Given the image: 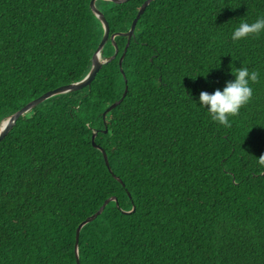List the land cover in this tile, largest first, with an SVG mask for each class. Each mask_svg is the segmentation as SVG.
I'll return each mask as SVG.
<instances>
[{
  "label": "trees",
  "instance_id": "trees-1",
  "mask_svg": "<svg viewBox=\"0 0 264 264\" xmlns=\"http://www.w3.org/2000/svg\"><path fill=\"white\" fill-rule=\"evenodd\" d=\"M144 1L96 0L116 56L0 140V264H77L76 228L110 197L80 229V264H264V32L231 38L264 0H151L120 66L127 36L110 35ZM103 33L90 0H0V121L81 80ZM240 67L259 83L225 127L199 94Z\"/></svg>",
  "mask_w": 264,
  "mask_h": 264
},
{
  "label": "water",
  "instance_id": "water-1",
  "mask_svg": "<svg viewBox=\"0 0 264 264\" xmlns=\"http://www.w3.org/2000/svg\"><path fill=\"white\" fill-rule=\"evenodd\" d=\"M109 1H112V2H115V3H123V2H126L128 0H109ZM95 2H96V0H90V7H91L93 13L97 16V18L102 23V26L104 28V33H103V36L101 38V41L98 44V47L96 48L95 52L92 55L91 66H90L89 71L86 73V75L81 80L76 81V82H72V83H68V84H64V85H60L58 87L50 89V90L42 93L38 97L30 100L25 105H23L21 108H19L18 110H16L12 114L8 115L6 118L2 119L0 121V140L12 128V126L15 124V122L18 119L19 116L25 114L26 112L30 111L33 107H35L36 105H38L42 101H44V100H46V99H48V98H50V97H52L54 95L65 93V92H70V91H75V90H78V89H80V88H82L84 86L89 85L91 80L96 75L97 71L103 65V63L112 60L116 56V50H115L114 54L111 55L110 57L103 58L102 55H101L103 46L106 43V41L108 40V38H109V25H108V22H107L106 18L103 15V13L97 8ZM150 2H151V0H145L141 4L140 8L138 9L135 17L133 18V20L131 22V25H130L129 29L127 31H125V32H115V33H112L110 35V38H111L112 41H113L114 37L117 36V35L122 34V35L127 36V42H126V46H125L124 52L122 53V55L119 58L120 66H121L122 60H123V58L125 56L126 48L129 45L130 38L134 34V29H135L137 20L140 17V15L144 12L145 8L147 7V5ZM127 90H128V86L126 84L121 97L119 99H117L116 101H114L111 105H109L105 109V111L103 112V117H105L106 113L109 110H111L112 108H114L116 105H118L121 102V100L125 97V95L127 93ZM95 135H96V131H93L92 136H91L92 144H93L94 147H96L97 149H99L102 152L105 164H106L108 170L110 172H112L105 150L101 146L96 144L95 141H94ZM110 200H116V198L115 197L107 198L94 213H92L91 215L86 217L77 226L76 234H75L76 235L75 236L76 237L75 251H76V256H77V259H76L77 264H80L77 252H78V237H79V232H80L81 227L84 224H86V223L90 222L91 220H93L94 218H96L97 215H99L102 212V210L104 209L105 205ZM116 204H117V201H116Z\"/></svg>",
  "mask_w": 264,
  "mask_h": 264
},
{
  "label": "clouds",
  "instance_id": "clouds-1",
  "mask_svg": "<svg viewBox=\"0 0 264 264\" xmlns=\"http://www.w3.org/2000/svg\"><path fill=\"white\" fill-rule=\"evenodd\" d=\"M264 32V17H259L253 23L242 21L232 34V40L239 41L248 37H258ZM234 81L226 82L223 90L216 89L213 93L201 91L199 94L200 107L205 108L212 121L225 127H231L229 117H236L240 110L253 98L254 90L250 86L259 83V72L249 71L240 67L232 71ZM258 164L264 168V154L257 158Z\"/></svg>",
  "mask_w": 264,
  "mask_h": 264
}]
</instances>
